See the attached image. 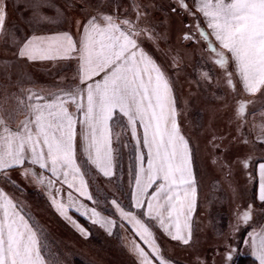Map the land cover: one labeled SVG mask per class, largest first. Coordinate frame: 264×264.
Listing matches in <instances>:
<instances>
[{
	"label": "snow or ice",
	"instance_id": "1",
	"mask_svg": "<svg viewBox=\"0 0 264 264\" xmlns=\"http://www.w3.org/2000/svg\"><path fill=\"white\" fill-rule=\"evenodd\" d=\"M171 5L173 13L192 20L180 39L204 42L214 57L212 63L222 70L226 95L234 100L226 107L232 109L229 122L236 126L235 139L252 144L245 131L249 105L241 93L264 96V0H171ZM7 7V0H0V39L10 40L17 60L54 66L74 62L76 70L70 83L64 84L62 78L47 92L21 86L12 94L15 109L0 107V179L20 190L11 175L18 171L21 179L43 189L59 216L84 238L91 233L74 214L110 236L114 230L130 231L144 245L131 243L133 264H173L164 254L160 234L191 246L197 180L173 82L146 48L149 43L158 48L160 39L154 27L143 23L147 6L132 0V11L126 9L121 16L117 3L111 13L98 9L87 13L85 21L77 20L75 34L56 31L21 38L6 28ZM46 7L50 0H31L29 10L36 22L54 23L64 15L57 8L55 17L47 16L41 11ZM172 66L179 67L176 57ZM210 80L209 72L201 71L197 83ZM14 112L26 114L15 128L10 123ZM216 139L210 141L213 147H218ZM255 141L264 144V125ZM125 149H130L129 189L121 196L128 199L111 198L113 211L105 215L98 210L107 198L99 195L97 176L115 181L121 190ZM253 160L248 155L233 163L247 170ZM214 162L231 174L230 164ZM248 176L258 183L257 198L264 202V159L256 164L258 179L252 172ZM251 208L234 214L235 223L225 237L226 264L236 253L230 241L240 222L252 220ZM248 236L252 255L264 264V228ZM0 264H61L49 251L46 232L2 187ZM192 264L207 261L193 253Z\"/></svg>",
	"mask_w": 264,
	"mask_h": 264
},
{
	"label": "rangeland",
	"instance_id": "2",
	"mask_svg": "<svg viewBox=\"0 0 264 264\" xmlns=\"http://www.w3.org/2000/svg\"><path fill=\"white\" fill-rule=\"evenodd\" d=\"M137 2L147 6L148 14L143 23L150 28L154 27L160 36L158 48L150 43L146 48L167 70L173 81L178 119L184 135L188 134L191 138L190 146L194 153L193 172L197 180V209L192 217L191 246L173 241L161 233V247L173 264H192L193 253H198L207 264H226L225 237L230 231V225L235 223L234 214L252 205V220L248 224L241 221L240 230L230 241L236 248L233 260L228 262L233 264L235 257L247 252L244 244L246 237H249L248 233L253 232L264 219V206L258 200L257 192L255 193L257 182L249 180L248 176V173L252 172L254 180L257 179L256 164L264 158V147L255 141V136L248 126L245 131L248 139L253 143L246 145L235 139L236 126L229 122L232 109L226 107L232 105L234 100L231 95H226L228 89L222 78V70L212 63L214 57L206 49L204 42L195 43L180 39L187 31L186 25L192 24L191 18L173 13L171 0H137ZM80 3L90 7L87 13L103 8L105 10L109 8L111 13L117 3L121 5L119 8L121 16L125 14L126 9L132 11V0H115V2L114 0H81ZM4 45L5 43L1 44ZM12 47L14 45L10 44L9 50H12ZM5 57L6 55L0 51V58ZM173 57L177 58L179 67L172 66ZM201 71H208L211 80L201 81L198 84ZM241 98L247 102L242 93ZM254 105L256 107L258 104ZM213 136L217 138L215 143L218 147H213L210 143ZM129 151L130 149H125L122 158L121 190H117L115 181L109 183L106 178L97 176L96 188L101 198L111 196L127 202L128 197L121 196V192L127 193L129 189ZM248 155L254 158L249 169L245 170L241 165L233 163L238 157L244 158ZM217 160L231 165L230 175L227 170L221 169L219 163L214 162ZM32 200L29 197L22 198L24 203L28 202L27 209L32 221L48 235L49 251L59 257L61 264H133L134 258L129 251L131 243H140L144 246L130 231L114 230V234L110 236L98 225L92 224L89 229L86 227L91 234L88 238H84L70 223L63 218L60 219L49 207L45 208L43 202L37 200L38 203H35ZM108 200L109 198L98 209L105 215L109 214L106 210L113 211ZM79 222L85 226L84 223Z\"/></svg>",
	"mask_w": 264,
	"mask_h": 264
},
{
	"label": "crops",
	"instance_id": "3",
	"mask_svg": "<svg viewBox=\"0 0 264 264\" xmlns=\"http://www.w3.org/2000/svg\"><path fill=\"white\" fill-rule=\"evenodd\" d=\"M80 1L50 0V7H46L41 10L43 14L50 17H55L56 9L59 8L63 10L64 15L58 18L54 23H49L46 21L36 22L33 19L32 12L29 10L31 0H7L8 7L6 28L17 38L33 34L50 35L56 31H70L75 34L77 31L76 21H85L87 12H89L90 8L87 4H81ZM69 3H71V7H67ZM106 10L108 13H110L109 8H106ZM106 10L105 8H103L101 11ZM94 13L96 12H93L92 14ZM2 43H5V45L1 46ZM10 44V40L2 39L0 41V51H2L4 55H6L5 58H0V107L5 108L8 111H13L16 107V100L12 94L19 93V89L21 86L24 88L34 87L37 90L42 88L45 92H47L49 90H52L55 85L61 82L62 78L64 84H68L72 81L76 70V65L74 62L71 63V66H69L68 62H63L55 66L50 62L26 63L16 59V57L13 55L15 47H12V50H9ZM16 66L18 68H16ZM242 95L247 99L249 105L247 126L256 137V134L259 132L260 126L264 125V115L261 114L262 112H264V96H261L260 93H256L255 95L242 93ZM255 103L258 104L256 107L254 105ZM25 115L26 114L23 112H14L13 119L10 122L11 126L15 128V126L25 118ZM186 138L190 140L191 145V138L188 136V134H186ZM262 146L264 147V144H262ZM262 159H260L258 162H260ZM11 175L12 178L17 181L20 190H17V188L13 187L11 184H6L2 179H0V187L4 188V190L10 196L22 202L25 208V212L29 216H31V214L27 209L28 202H25V204L22 201V198H32V201L35 203L43 202L45 208L49 207V209L55 215L59 216V214L51 206L49 199L45 195L42 188H40L36 184L30 183L27 180L21 179L18 171L12 172ZM260 203L264 206V202ZM74 215L75 218L80 221L78 217L79 215ZM59 218L62 219L60 216ZM88 223L90 222L88 221ZM262 228H264V219L254 231L259 233ZM246 239L248 240V243L244 244L247 249L246 255H251L255 258V256L252 255L251 237H246ZM256 261L257 264H259L257 259Z\"/></svg>",
	"mask_w": 264,
	"mask_h": 264
},
{
	"label": "trees",
	"instance_id": "4",
	"mask_svg": "<svg viewBox=\"0 0 264 264\" xmlns=\"http://www.w3.org/2000/svg\"><path fill=\"white\" fill-rule=\"evenodd\" d=\"M98 177H102V176H98ZM105 180H107V179H105ZM256 192H257V189L255 188V193ZM108 198H109L108 201L110 202L111 196H109ZM106 212L111 213L112 211L111 210H106ZM78 217H79V220L82 223H84L87 228L91 227L90 223H88V221L85 218H83L81 216H78ZM77 262H78V260H77ZM79 263H81V262H79ZM233 264H257V261H256V259L253 256L243 254V255H239V256L235 257L234 261H233Z\"/></svg>",
	"mask_w": 264,
	"mask_h": 264
}]
</instances>
